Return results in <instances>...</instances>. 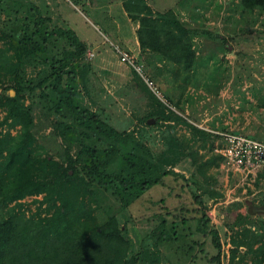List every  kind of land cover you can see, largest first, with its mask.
<instances>
[{"label":"trees","instance_id":"trees-1","mask_svg":"<svg viewBox=\"0 0 264 264\" xmlns=\"http://www.w3.org/2000/svg\"><path fill=\"white\" fill-rule=\"evenodd\" d=\"M117 1L136 24L135 37L140 54H145L141 59L146 73L153 72L154 64L162 60V69L169 71L178 90L174 99L163 90L164 102L129 67L145 104L136 122L152 127L171 121L159 149L150 150L133 135L134 129H118L103 110L81 103L77 83L87 91L90 64L83 57L86 44L70 28L51 23L48 5L43 13L31 0H0L4 16L0 23V264H159L165 260L159 244L181 236L186 238L193 263L203 259L201 264H222L227 255L228 264H237L234 258L244 247L245 253L256 255V264H264V215L247 209L234 212L239 201L218 207L225 216L222 236L229 244L222 251L224 241L206 213L209 198L222 193L213 181L211 186L205 184L208 168L214 167L217 177L224 175L220 167L223 156L213 151L218 134L182 114L184 89L195 83V73L203 64L192 46V35L199 31L213 34L185 25L170 8L157 11L145 0ZM235 8L241 16L260 14L264 0H236ZM214 36L226 49L225 37ZM26 66L34 74L28 75ZM200 85L209 88L207 82ZM255 103L264 108V85ZM38 104L40 117L44 115L41 124L34 112ZM62 109L71 114L76 133L69 132L70 124L48 119V112ZM151 117L152 124L146 121ZM176 123L186 131L177 133ZM47 124L51 133L76 144L73 152L65 146L57 158L48 153L36 135ZM101 141L106 142L102 149ZM35 145L42 148L40 152ZM112 160L116 166L108 168ZM175 165L185 167L188 174L174 170ZM165 175L185 182L200 214L186 218L169 210L152 212L140 220L137 242L125 223L130 220L128 205L153 184L163 183ZM254 183H259L258 177ZM26 196H31L33 210L26 211ZM257 205L264 207L263 193ZM189 219L194 220V232L209 236L211 253L202 249L203 239L193 238V231L185 232Z\"/></svg>","mask_w":264,"mask_h":264},{"label":"rangeland","instance_id":"rangeland-1","mask_svg":"<svg viewBox=\"0 0 264 264\" xmlns=\"http://www.w3.org/2000/svg\"><path fill=\"white\" fill-rule=\"evenodd\" d=\"M44 10L43 0H31ZM52 12L50 16L52 24L62 28H70L76 36L86 44L85 59L89 61L87 76V91L77 83L81 96V103H86L90 108L103 110L108 120L118 129H134L133 135L141 138L143 143L151 150L159 149L161 137L165 131H169L168 124L171 121L159 122L156 126L148 127L137 123V117L144 112L145 104L142 93L135 86L126 62L119 59L116 48L127 51L136 64L141 65L144 76L149 78L157 88L159 98L165 102L166 90L173 99L177 93L171 80V74L162 69V60L156 62L153 72L145 71L144 61L140 54L137 41L135 42V22L127 20L120 11L121 4L117 0H50ZM116 1V2H114ZM153 10L163 11L170 8L178 13L179 19L199 31L192 35V46L197 54L203 58V64L195 73V83L187 84L182 95L183 115L195 119L200 127L220 128L242 131L244 133L264 139V108L256 105V96L262 91L264 85V11L260 14L255 11L252 14H244L235 8L236 0H188L191 6L183 13L179 10L174 0H147ZM202 1V2H199ZM193 10V11H192ZM4 19L0 14V23ZM220 34L225 37L226 49H222L219 39L214 36ZM33 67V69H37ZM32 67L26 66L28 75L34 74ZM160 71V72H159ZM207 82L208 89L200 85ZM94 100V102L91 101ZM167 102V101H166ZM43 109V108H42ZM44 110V109H43ZM35 114H39V124L43 122L39 104L35 106ZM3 111L0 109V117ZM48 119L52 122L60 120L70 124L69 132L76 133L71 125V114L62 109L58 112H48ZM154 119L149 123H153ZM177 133L186 131L184 125L174 124ZM54 129V128H53ZM60 130V126L57 130ZM52 127L47 124L41 126L36 133L37 141L43 144L48 153L55 158L62 153L63 147H69L73 152L76 144L67 143V139L57 132H52ZM55 130V129H54ZM15 130L11 129L13 133ZM145 134L144 136L142 134ZM153 141V142H152ZM104 141L98 143L99 148L105 146ZM36 151L42 148L35 145ZM199 151H206L199 148ZM40 152V151H39ZM207 152V151H206ZM205 157V156H204ZM114 160L109 162L108 168H115ZM168 164H166V167ZM186 176L187 170L180 166H172ZM206 183L219 189L221 197L209 198L206 210L210 223L218 229L221 239V249L224 252L228 245L226 238L222 236L225 216L218 207H224L232 201L240 204L233 210L243 213L248 210L250 204L257 205L264 194V181L254 182L243 180L241 182L235 175L217 177L214 167L208 168ZM215 178L217 181H215ZM220 179V181H219ZM163 201H159V198ZM31 196L24 197L26 211L34 209ZM180 213L186 218L198 215L197 203L190 196L189 188L181 178H173L165 175L163 183L153 184L148 190L134 199L127 208L130 220L125 221L128 226V234L138 242L140 238V220L152 212ZM264 215V213H262ZM170 218V215H167ZM264 217V216H263ZM189 225L185 232L193 231L194 220L189 219ZM181 227L178 226V229ZM198 241L203 239V248L207 253L213 251L209 236H202L194 232L191 235ZM159 247L165 257L159 264H201L203 259L190 260L185 237L176 240L161 242ZM194 248L197 249V245ZM244 247L239 248V253L234 258L237 264H256V255L245 253ZM201 256L202 252H198ZM222 264H228L227 255L221 259ZM157 264V263H156Z\"/></svg>","mask_w":264,"mask_h":264},{"label":"built area","instance_id":"built-area-1","mask_svg":"<svg viewBox=\"0 0 264 264\" xmlns=\"http://www.w3.org/2000/svg\"><path fill=\"white\" fill-rule=\"evenodd\" d=\"M116 51L119 55V59L131 65L146 85L158 96L157 88L149 78L144 76L141 65L136 64L127 51L119 48H116ZM206 129L212 130L218 134L217 138L214 140L213 151L223 156L220 167L224 171V179H226L228 175H237L236 177L241 182H243V180L254 182L257 177L259 181H264L263 139L233 132L231 130ZM226 244L228 245V243Z\"/></svg>","mask_w":264,"mask_h":264},{"label":"crops","instance_id":"crops-1","mask_svg":"<svg viewBox=\"0 0 264 264\" xmlns=\"http://www.w3.org/2000/svg\"><path fill=\"white\" fill-rule=\"evenodd\" d=\"M146 1V3H148V1L147 0H145ZM175 1V5L177 6V7H179L178 9L179 10H177L178 12H181V13H183L185 10H187L191 5H189V3H188V0H174ZM203 1V0H202ZM202 1H199V2H202ZM51 1L50 0H43V4L44 5H48V13L49 14H51V12H52V7L49 5V4H52V3H50ZM114 2H116V1H114ZM117 2H119V1H117ZM120 3V2H119ZM149 4V3H148ZM192 7H195L194 5H192L191 6V8ZM196 8V7H195ZM120 11L122 12V14H124L125 16H126V14H125V11H124V9L121 7V9H120ZM193 11V10H192ZM46 12V10L44 9L43 10V13H45ZM126 18H127V20H129V17H127L126 16ZM136 25V24H135ZM134 32H135V29H134ZM137 40H136V37H135V42H136Z\"/></svg>","mask_w":264,"mask_h":264},{"label":"water","instance_id":"water-1","mask_svg":"<svg viewBox=\"0 0 264 264\" xmlns=\"http://www.w3.org/2000/svg\"><path fill=\"white\" fill-rule=\"evenodd\" d=\"M10 93L12 94L13 91L10 90ZM151 120H153V118H148L146 121L147 122H150ZM248 211L250 213H258V212H261V213H264V207L263 206H259V205H255V204H250L248 207ZM152 264H156L155 262H153Z\"/></svg>","mask_w":264,"mask_h":264}]
</instances>
